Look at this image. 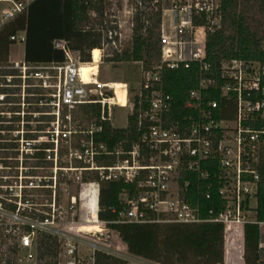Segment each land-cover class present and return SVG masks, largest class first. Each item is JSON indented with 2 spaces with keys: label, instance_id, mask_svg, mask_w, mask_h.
I'll use <instances>...</instances> for the list:
<instances>
[{
  "label": "built area",
  "instance_id": "built-area-1",
  "mask_svg": "<svg viewBox=\"0 0 264 264\" xmlns=\"http://www.w3.org/2000/svg\"><path fill=\"white\" fill-rule=\"evenodd\" d=\"M32 1L0 0L4 4L0 10V33L26 13ZM103 3L98 70L90 74V80L83 79L81 65L94 62L93 50L90 61L83 62L79 53L61 40L55 41L54 46L63 52L62 62L0 60V106L17 104L7 111L12 114L8 120L3 119L6 111L0 109V127L12 121L20 124V116L24 115L37 113L51 118L47 120L49 138L45 141L35 135L21 138L19 129H13L17 134L13 140L0 135V143L20 142L27 146L25 153L13 148V155L0 156V264H44L46 258L40 256L41 236L56 241V264H96L97 253L130 264L127 257L112 252L117 249H112L114 245L108 239L114 230L98 218L100 183L119 180L132 184L133 193L120 194L124 208L113 223L221 224L226 260L231 264L235 263L232 256L241 258L238 237L241 239L244 225L255 224L258 264H264V209L263 217L258 218L259 194L262 192L264 197V50L262 61H221L214 73L207 61L206 41L221 26L222 0ZM136 22L141 24L142 33L154 28L156 61L150 67L137 62L142 66L140 81L132 89L125 84L126 104L120 106L113 83L97 79L99 64L111 57L112 50L120 52L131 44ZM126 31L128 34L123 37ZM9 41L24 43L25 30L11 34ZM190 68L198 71V85L187 93L185 113L176 114L174 96L165 90L163 71ZM213 93L218 96L213 97ZM29 99L34 100V106L46 110L30 109ZM89 104L100 105L99 122H110L114 106L129 108L136 140L128 149L123 146L127 140L117 142L113 148L97 142L95 134L102 131V126L94 121L79 128L74 113ZM25 105L29 108L26 112ZM231 107L232 117H224ZM27 119H23L26 125ZM127 126L128 120L124 128ZM61 141L68 144L67 165L58 164ZM22 159L51 161L53 175L44 178L45 182H33L38 176L31 168L23 169ZM9 161H18L19 166H12ZM13 168L16 181L11 185V176L4 171ZM59 171L80 174L78 194L70 196V208L78 200L82 221L97 220L102 231H79L80 224L64 220L56 195ZM91 176L96 178L84 180ZM25 178L29 183H23ZM84 185L87 198L82 202ZM25 189H47L49 201L39 204ZM214 192L217 203L203 207L201 200H213Z\"/></svg>",
  "mask_w": 264,
  "mask_h": 264
},
{
  "label": "trees",
  "instance_id": "trees-1",
  "mask_svg": "<svg viewBox=\"0 0 264 264\" xmlns=\"http://www.w3.org/2000/svg\"><path fill=\"white\" fill-rule=\"evenodd\" d=\"M103 11V0H33L26 13L19 16L0 33V51L9 41L11 34L24 29V60L26 62H62L64 54L54 46L57 40L63 41L70 50L79 53L83 62H88L90 51L98 49L101 44L100 25L103 20ZM221 13L220 28L209 34L206 41L207 61L212 65L214 73L221 61L231 59L262 61L264 0H222ZM257 14L262 17L259 19ZM153 18L155 17L152 16L151 19ZM153 24L156 26V19ZM154 34V28H148L145 33H142L141 24L136 22L131 44L120 52L112 50L111 57L103 61L107 63L143 61L144 67H150L156 61V46L152 39ZM205 76L208 77V73ZM163 79L165 90L174 96L175 113H185L183 103L189 90L198 85V71L195 68L166 69L163 71ZM217 96V93H213V97ZM77 112L85 121L89 123L94 121L102 126V131L95 134V140L106 143L109 148H113L121 140H127L123 146L128 149L132 141L136 140L134 117L131 115L128 117L127 128H117L113 127L109 121L99 122L100 105L98 104L83 105ZM232 115L231 107L223 116L230 118ZM76 116L77 114L74 113L75 118ZM90 178L96 177H84V180H90ZM195 186L196 182H193L192 187ZM123 192L132 195L133 185L122 180L100 183L98 218L105 221L107 227L117 231L130 248L129 226L138 223H113L124 208L120 201V194ZM81 193L80 199L85 202L87 198L85 185ZM213 197V200L202 199V206L210 208L217 203L216 192L213 193ZM263 209L264 197L261 192L258 198L259 219L263 217ZM89 221L97 220H88L83 223ZM162 225V232L155 234L157 236L154 238L153 250L149 257L157 260L160 242V259L163 264H225L223 225L173 222ZM257 242L258 227L255 224L246 223L243 227L244 264H258ZM39 243L40 256L46 258L44 264H56L58 246L56 241L41 236ZM143 254L148 256L146 253ZM96 264H128V262L121 258L97 253Z\"/></svg>",
  "mask_w": 264,
  "mask_h": 264
},
{
  "label": "rangeland",
  "instance_id": "rangeland-1",
  "mask_svg": "<svg viewBox=\"0 0 264 264\" xmlns=\"http://www.w3.org/2000/svg\"><path fill=\"white\" fill-rule=\"evenodd\" d=\"M4 6L3 3H0V10ZM108 7V6H107ZM117 7L120 8V3L118 2ZM116 7V8H117ZM259 19L262 17L260 14H257ZM23 19H25V15H23ZM128 32H123V37H126ZM126 42L125 45H127ZM0 59L5 61H12V62H19L24 59V43L22 42H10L7 41L3 47V50L0 51ZM98 69V66H97ZM142 74V66L140 63L137 62H116V63H107L102 62L99 64V77L97 78L101 82H108V83H117L121 85H129L130 89L132 87H136L140 81ZM131 91V90H130ZM32 103L30 109L38 108V110H46L43 107L40 109L38 106H34L33 99H29ZM6 104L5 106H0L1 110L6 111L3 116V119L8 120L11 119L12 114L8 113L7 111L12 110V107ZM125 106V105H124ZM29 109V108H28ZM27 106L25 105L24 111L26 112ZM78 111V110H77ZM26 114V113H25ZM76 120L79 122V128H86L88 121H85L78 112H76ZM130 114V110L128 107L120 108L114 106L111 110V118L110 122L114 127L117 128H124L127 125L128 116ZM29 117L28 125L26 122H23V119H27ZM45 117V118H43ZM47 116H41V114H33L32 116H20L22 122L20 124L17 121H12L10 123H4L1 125L0 129H3L4 132L0 134L1 136L12 139L15 138L17 135L13 129H19L20 133L18 134L19 137H29L30 135H35L41 137L43 141L49 138V134H47V130L50 126V123H47V120L51 118H46ZM77 121L75 124H77ZM48 142V141H46ZM48 145L50 143H47ZM5 147V148H3ZM27 146L23 143L12 142L11 145L0 143V156L5 157V155H13L15 153V149L23 150L25 153V148ZM68 144L64 141H61L58 145V152L61 154L58 160L59 165H67L69 164L68 157L66 156ZM45 158H47L48 154L45 152ZM12 166L18 165L19 162L17 161H9ZM22 167L23 169L31 168L33 174L38 176L37 180H33V182H39L38 179H42L43 182L47 181L44 180L48 179V177L52 174V162L51 161H42L40 159H22ZM15 169L5 170L4 174H10V181L11 185L15 184ZM31 171V170H30ZM23 174H26V171L23 170ZM31 174V173H30ZM80 174L78 172L72 171H59L56 175L57 187H56V195L59 200V204L62 206L60 209L63 214L64 220L68 221L69 223L74 222L75 224H82V213L80 208L78 207L79 201L77 200V205L74 208H70V196L78 194L79 188V178ZM23 183H29V180L26 178L23 179ZM14 191V189H13ZM25 192L30 194L31 199H34L39 204H46L49 201V191L47 189H25ZM13 193V192H12ZM82 194V193H81ZM80 194V196H81ZM29 196H27L28 198ZM29 197V198H30ZM92 222V221H89ZM86 222V223H89ZM85 223V224H86ZM163 223H143V224H136L130 225L129 228L131 229V247L129 248L125 241L121 238L117 231H110L108 242H112L114 246H112V252L115 255H119L120 257H127L130 260V264H154L160 263L163 264L161 256V243H158V256L157 260L153 259L151 256L153 246H154V238L157 236L155 234L161 233L163 229ZM238 244L241 247V260L238 258H234L232 255V260L237 264H242L243 261V238L241 239L238 237ZM225 237H224V256H225ZM3 249H5L3 247ZM146 253L148 256L144 255ZM45 257V256H44Z\"/></svg>",
  "mask_w": 264,
  "mask_h": 264
},
{
  "label": "bare ground",
  "instance_id": "bare-ground-1",
  "mask_svg": "<svg viewBox=\"0 0 264 264\" xmlns=\"http://www.w3.org/2000/svg\"><path fill=\"white\" fill-rule=\"evenodd\" d=\"M94 62L88 63V64H83L81 65V74L84 80L88 81L90 80V74L96 72L97 69V62H98V57H99V50L96 48L92 52ZM112 83V82H111ZM113 87L115 89V95H116V100L120 104V106H124L126 104V97H125V85L117 84L114 83ZM84 225L80 224L79 231L83 232H100L102 231L101 226L99 225V221H92L91 223L85 224Z\"/></svg>",
  "mask_w": 264,
  "mask_h": 264
},
{
  "label": "crops",
  "instance_id": "crops-1",
  "mask_svg": "<svg viewBox=\"0 0 264 264\" xmlns=\"http://www.w3.org/2000/svg\"><path fill=\"white\" fill-rule=\"evenodd\" d=\"M242 238H243V235H242ZM238 259H239V258H238ZM224 263H225V264H231V263L227 262V260H226V255L224 256ZM234 264H236V263H234ZM237 264H239V262H237ZM242 264H244V261H242Z\"/></svg>",
  "mask_w": 264,
  "mask_h": 264
}]
</instances>
